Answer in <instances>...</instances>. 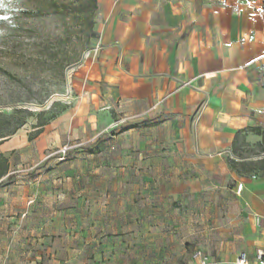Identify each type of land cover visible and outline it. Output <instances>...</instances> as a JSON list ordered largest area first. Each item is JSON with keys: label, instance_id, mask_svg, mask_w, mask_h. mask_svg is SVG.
<instances>
[{"label": "crops", "instance_id": "obj_1", "mask_svg": "<svg viewBox=\"0 0 264 264\" xmlns=\"http://www.w3.org/2000/svg\"><path fill=\"white\" fill-rule=\"evenodd\" d=\"M101 3L100 37L71 106L35 139L19 130L0 145L10 163L0 180V232L38 233L35 210L52 227L95 211L104 233H126L127 245L146 241L151 224L165 237L181 230L185 242L239 233L220 263L241 253L254 261L264 251V172L241 142L264 152L253 131L264 130V0ZM68 142L84 145L66 161L49 156ZM0 245L6 258L16 249L30 250L29 264L42 258L36 241ZM49 262L70 259L53 253Z\"/></svg>", "mask_w": 264, "mask_h": 264}, {"label": "rangeland", "instance_id": "obj_2", "mask_svg": "<svg viewBox=\"0 0 264 264\" xmlns=\"http://www.w3.org/2000/svg\"><path fill=\"white\" fill-rule=\"evenodd\" d=\"M94 6L93 0H0V110L6 114L16 107L30 110L31 115L21 114L27 123L20 130L28 135L35 131L33 127L39 120L73 103L78 71L100 37L101 0H96ZM42 111L48 114L39 117ZM241 153L250 157L257 174L264 172V152L259 145L241 142ZM31 170L29 165L21 168L22 172ZM42 210L33 211L40 219L38 233L13 234L8 238L0 232V244L7 239L39 243L42 258L35 264H51L53 253L70 259L68 264H200L193 257L195 250L211 257L210 264H221L220 257L226 251L224 243L235 248L239 242V233H233L230 239L221 231L200 233L185 242L181 230L165 237L164 232H152L155 226L151 224L148 239L131 246L126 239L121 241L128 237L126 233H104L95 211L87 217L80 216L78 210L71 216L58 217L52 227L50 222L54 221L45 217ZM23 218L26 223L27 216ZM222 218L219 212L217 226ZM29 252L16 249L14 255L6 258L0 245V264H29Z\"/></svg>", "mask_w": 264, "mask_h": 264}, {"label": "trees", "instance_id": "obj_3", "mask_svg": "<svg viewBox=\"0 0 264 264\" xmlns=\"http://www.w3.org/2000/svg\"><path fill=\"white\" fill-rule=\"evenodd\" d=\"M94 7H96V0H93ZM21 101V100H19ZM68 109L67 106H63L57 112H54L47 116L44 119L39 120V123L34 126V132L29 134V140H33L39 136V134L43 131L44 127L48 125L53 119L59 116L61 113ZM27 113L31 115L32 112L25 108H13L10 114H6L0 110V145L15 135L26 123L27 120L25 117L21 116V114ZM48 114L46 111H42L38 114L39 117H43L44 115ZM253 131H256L258 134L263 136V151H264V130L261 128H255ZM236 163L233 161V165ZM10 171V163L9 159L0 151V180L8 175Z\"/></svg>", "mask_w": 264, "mask_h": 264}, {"label": "built area", "instance_id": "obj_4", "mask_svg": "<svg viewBox=\"0 0 264 264\" xmlns=\"http://www.w3.org/2000/svg\"><path fill=\"white\" fill-rule=\"evenodd\" d=\"M83 145H84L83 143L71 144L68 142L64 144L62 147H60L55 153L50 154L49 156L58 155L59 161L61 162L66 161L71 151ZM242 188H243L242 184H239L237 187L238 194L241 193ZM193 257L194 259L198 260L200 264H210L209 258L206 255H204L201 250L195 251ZM230 264H264V251L261 250L258 251L254 261L249 260L245 253H241L237 257V259L231 262Z\"/></svg>", "mask_w": 264, "mask_h": 264}, {"label": "snow or ice", "instance_id": "obj_5", "mask_svg": "<svg viewBox=\"0 0 264 264\" xmlns=\"http://www.w3.org/2000/svg\"><path fill=\"white\" fill-rule=\"evenodd\" d=\"M6 19V18H5Z\"/></svg>", "mask_w": 264, "mask_h": 264}]
</instances>
